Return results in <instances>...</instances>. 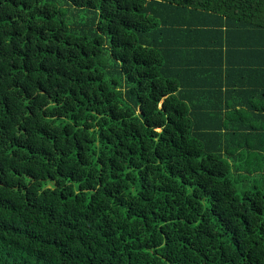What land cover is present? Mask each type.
<instances>
[{
	"label": "trees",
	"instance_id": "obj_1",
	"mask_svg": "<svg viewBox=\"0 0 264 264\" xmlns=\"http://www.w3.org/2000/svg\"><path fill=\"white\" fill-rule=\"evenodd\" d=\"M0 264H264V0H0Z\"/></svg>",
	"mask_w": 264,
	"mask_h": 264
}]
</instances>
